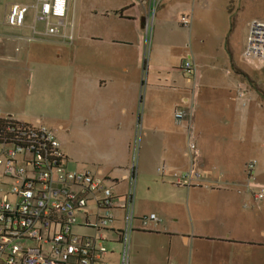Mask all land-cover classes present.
<instances>
[{
    "label": "crops",
    "instance_id": "1",
    "mask_svg": "<svg viewBox=\"0 0 264 264\" xmlns=\"http://www.w3.org/2000/svg\"><path fill=\"white\" fill-rule=\"evenodd\" d=\"M203 3L161 0L147 58L148 0H117L93 12L95 32L80 41L71 1L68 18L73 24V42L60 37L32 39V15L28 14L25 27L14 28L6 22L8 8L0 22V68L21 57L32 61L31 45L37 42L52 49L53 60L43 64L54 67L59 82L44 80L41 93L46 98L51 92L48 99L60 104L71 98L68 105L78 110L84 133L93 138L95 146L106 149L105 160L97 156L93 168L76 163L72 168L92 170L117 197L116 221L106 231V243H121V205L134 170L136 219L129 239L137 255L142 253L140 243H157L144 239L148 235L167 240L172 264H259L264 262V201L256 202L244 185L249 161H257L258 178L264 173V64L241 62L248 29L237 54L229 48V33L221 36L220 46L225 44L227 49L222 54L217 46H204L205 41L193 45V35L187 44L176 46V35L168 30L173 31V23H181L183 16L190 17L192 25V13ZM102 18L110 25L102 27ZM63 56L67 65L58 61ZM77 59L84 63L76 65ZM186 60L194 65L193 75L183 70ZM192 81L197 83L195 91ZM240 88L246 92L243 99L237 95ZM177 107L193 110L191 130L188 120L175 121ZM59 128L64 129L62 124ZM134 142L136 166H132ZM61 147L70 168L73 152ZM162 164L166 169L159 173ZM194 166L201 176L193 185L175 184L174 172ZM152 213L159 221L143 229L138 219ZM81 229L79 233L90 232Z\"/></svg>",
    "mask_w": 264,
    "mask_h": 264
},
{
    "label": "built area",
    "instance_id": "2",
    "mask_svg": "<svg viewBox=\"0 0 264 264\" xmlns=\"http://www.w3.org/2000/svg\"><path fill=\"white\" fill-rule=\"evenodd\" d=\"M72 0H35L13 3L6 15L9 26L21 29L32 15V39L37 36L60 37L73 42V24L68 18ZM161 0H148L149 16L145 23L148 36ZM190 27L188 16L181 18ZM42 25V28L38 25ZM243 58L249 64L264 63V20L249 22ZM259 66V65H257ZM183 70L193 75L190 60ZM197 83L192 81L195 91ZM245 90L237 95L243 99ZM193 110L177 107L173 116L177 123L188 120L192 129ZM194 158V156H192ZM257 161L246 165L245 190L256 202L264 201V182L255 174ZM160 165L159 173L165 172ZM201 176L196 166L185 172H174L177 185L191 186ZM130 191L123 197V228L118 240L124 245L123 262L130 232L134 228L133 212L135 171L131 173ZM111 186L92 170L67 167L56 130L43 124L0 116V264H105L108 253L106 231L116 221V203ZM80 215V218L78 216ZM143 229L159 218L152 213L138 219ZM88 233H79L77 228ZM172 264V263H170Z\"/></svg>",
    "mask_w": 264,
    "mask_h": 264
},
{
    "label": "rangeland",
    "instance_id": "3",
    "mask_svg": "<svg viewBox=\"0 0 264 264\" xmlns=\"http://www.w3.org/2000/svg\"><path fill=\"white\" fill-rule=\"evenodd\" d=\"M35 0H0V22L3 21L5 11L10 8L13 3H33ZM117 0H72V6L75 7V31L76 39L80 41V37H88L95 32V26L92 24L93 12L103 10L110 4H114ZM201 9L192 13L191 27L183 26L180 21L173 23V31L168 30L170 35H176V46H183L189 42V38L193 35L192 44L197 45L200 40L205 41L204 46L213 48L217 46L218 54H222L227 50L225 44L220 46L221 36L229 33L232 54H237L240 50V42L244 32L248 29L249 22L254 18L264 20V0H204ZM181 16V15H180ZM179 16V17H180ZM6 17V15H5ZM181 19V17H180ZM91 21V23H90ZM102 27L109 24L108 20L102 18ZM157 26L153 23L148 31V41L145 57H148L151 46L152 31L156 32ZM154 29V30H153ZM247 32V33H248ZM248 36V34H247ZM247 41V40H246ZM32 44L31 57L29 61L26 57H21L14 62L6 63L5 68H0V110L3 116L11 115L14 118L25 122L36 123L40 120L43 124L56 130L57 136L64 149L70 150L72 155L70 158V169L75 168L74 165L80 164L85 168H93V160L98 156L103 160L106 158V149L103 145L95 146L93 138L84 133L83 125H79L77 117L79 112L76 108H71L69 102L60 104L48 96L41 93V83L44 80L51 81L53 84L59 82V73L54 71V67L44 65L43 62L53 60L51 57L52 49L46 44ZM84 43V41H83ZM84 45V52L88 50V42ZM14 50V47H12ZM11 48V49H12ZM214 49V48H213ZM242 63L244 59L240 53ZM65 56L61 57L59 62L67 65ZM65 60V61H64ZM42 63V64H41ZM84 63L77 59V64ZM38 64L39 68H38ZM264 63L257 62V65ZM86 64L84 66H88ZM33 66V71L28 68ZM53 67V68H52ZM76 68H74V73ZM78 74V72H77ZM74 82V78L70 82ZM76 82V80H75ZM84 122V121H83ZM62 124L64 129H60ZM133 163L137 162V147L135 142L132 146ZM76 163V164H75ZM264 182V173L260 177ZM125 189L121 187L120 190ZM80 218V215L78 216ZM81 232V228H77ZM146 240H154L157 243H140L142 253L137 255L135 243L129 239L126 245L125 258L128 264H170V247L164 237L144 236ZM131 242V243H130ZM108 253L104 256L107 264H122L124 245L123 243H105ZM169 261V262H168ZM259 264H264L260 262Z\"/></svg>",
    "mask_w": 264,
    "mask_h": 264
}]
</instances>
